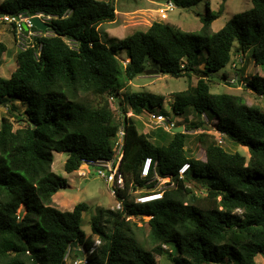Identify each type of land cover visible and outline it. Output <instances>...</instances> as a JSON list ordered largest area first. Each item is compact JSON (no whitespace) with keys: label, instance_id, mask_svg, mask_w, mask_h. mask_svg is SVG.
Instances as JSON below:
<instances>
[{"label":"trees","instance_id":"16d2710c","mask_svg":"<svg viewBox=\"0 0 264 264\" xmlns=\"http://www.w3.org/2000/svg\"><path fill=\"white\" fill-rule=\"evenodd\" d=\"M173 1L188 9L201 0ZM252 3L217 31L212 24L224 3L218 12L208 8L199 31L154 21L147 30L109 43L102 39L99 25L115 20V0L0 3L2 12L50 15L54 32L39 38V59L36 48L19 50L11 77L0 76V106H8L0 123V264H68L69 249L75 254L79 245L90 250L94 235L102 244L87 254L88 264H257V256L264 253V110L249 105L242 94L213 93L207 77L248 52L264 71V0ZM7 49L0 41V64ZM204 49L207 54L201 56ZM122 51L128 62L120 57ZM150 67L174 77L191 72L198 76L196 86L174 93L172 104L176 116L190 108L198 121L162 143L140 131L128 115L162 109L164 95L131 87ZM248 86L264 96V73L252 75ZM82 94L97 102L82 100ZM112 99L119 101L122 122L116 120ZM17 100L26 104L22 114L16 113ZM203 113L216 118L210 123L233 143L248 147L249 159L218 145L207 131L197 133L206 160L190 154L189 130L210 129ZM121 127H126L121 169L127 184L156 186L157 180L147 184L140 177L141 165L150 156L166 184L175 181L176 186L162 199L144 204L122 193L125 211L101 207L87 235L82 229L86 202L72 210L54 204V195L69 184L52 168L54 152L68 153L65 170L73 173L85 158L113 157ZM187 162L185 178L178 179ZM127 215L151 216V249L138 242L137 224Z\"/></svg>","mask_w":264,"mask_h":264},{"label":"rangeland","instance_id":"374dc122","mask_svg":"<svg viewBox=\"0 0 264 264\" xmlns=\"http://www.w3.org/2000/svg\"><path fill=\"white\" fill-rule=\"evenodd\" d=\"M1 1L2 0H0V2ZM164 2L165 0H115L117 8L115 20L104 22L99 25L102 39L109 43L117 40V38H123L136 30H147L154 21L171 22L187 31H199L203 26V17L206 16L209 11L208 8L213 12H218L224 3V11L212 24V30L217 31L222 28L226 22L234 16V14L250 9L253 6L252 0H201L188 9L179 8L177 6L169 13L168 18L164 19L160 16L158 11L160 4H163ZM48 32L51 35L54 34L50 28ZM0 41L5 42L8 46L7 52L4 54L3 60L0 64V76L10 78L18 65L16 55L19 51L11 27L6 25L0 27ZM122 52L123 53L120 57L124 62H128L129 58L126 55V51ZM206 54L207 52L204 49L201 56H206ZM237 61L242 63L239 72L236 69L235 62ZM202 68L201 71L203 72L205 68L204 66ZM255 73L263 74L264 71L259 65L255 64L252 54L248 52L247 54L242 55L240 59L239 57H234V60L231 63L219 71H209L207 77L213 93L242 94L249 105H256L264 110V96H260L251 91L250 87L247 85L248 80ZM197 80L198 76L195 72L180 77L158 73L150 75L149 77L135 79L131 83V87L134 90H149L164 95L167 100L164 102L162 108L170 112L165 114L169 117L171 116L177 121H179L180 117L182 118L180 119L181 124L187 125L189 123L197 122L198 117H196L190 108L185 114L176 116L172 111L173 97L174 93L177 91L196 86ZM125 91L122 92L123 95ZM81 99L89 100L93 104L97 102V98L92 95L88 96L82 94ZM14 103L18 107L16 113H24L26 104L18 100L14 101ZM112 106L115 109L116 120L122 122L123 111L119 107L118 99H112ZM3 107L2 116L8 113V106ZM147 111L157 114L162 112L159 107H154L153 109L149 108ZM133 117L140 131L146 132L155 142L162 143L169 141L173 137V133H175L166 130L162 125L151 123L149 118L142 114L134 115ZM207 117L210 120L212 119L213 122H217V119L212 118L211 114H207ZM19 125L20 124L16 123V127ZM195 130L196 129H191L189 131L193 132ZM197 133L193 132L188 136L187 147L189 148L190 154H193L199 159L205 160L206 153L197 140ZM224 147L231 152L238 151L244 154L248 159L250 157L249 151L247 152L244 150L243 145L235 144L230 139L227 140ZM67 156V152H55L52 168L57 174L66 177L69 184L66 188L60 189L54 195V204L61 210H72L76 203L81 201L86 202L89 205V208L83 214L82 229L87 235H91L92 218L99 215L101 207L110 208L114 204L115 199L110 193V188L107 182L95 173L94 167L90 168L91 174H89V178L79 176L76 171L68 173L65 170ZM149 219L150 216L132 220V222L137 224L136 227H134L138 228L136 229L135 234L138 242L144 245L147 249H151L148 237L150 232V226L148 223ZM97 237V235H94V238ZM81 256L82 253L80 251H77V254H75L73 250L69 260L72 261ZM157 257L161 263L165 261L164 256ZM256 261L257 264H264V253L258 255Z\"/></svg>","mask_w":264,"mask_h":264},{"label":"built area","instance_id":"2783aa9c","mask_svg":"<svg viewBox=\"0 0 264 264\" xmlns=\"http://www.w3.org/2000/svg\"><path fill=\"white\" fill-rule=\"evenodd\" d=\"M176 7L177 5L175 4L174 1L168 0L159 7L158 11L160 16L166 19L168 18L169 13L173 11ZM36 15L39 16L46 23H49V20L51 19L50 15H45L44 13H38L34 15L20 13L15 15L9 12L0 11V27L3 25L11 27L19 50L36 48L37 50L35 52V56L37 59H39L43 49V42L39 41V38L44 36H49L51 34L48 32L49 29L43 30L35 25L33 21V17ZM250 89L252 91L251 87ZM3 108H4L3 106H0V121L2 119ZM165 113H170V112L166 110H162V112L157 114V113H150L149 111L145 110L142 113V115L147 116L151 123L164 126L168 131L174 132L175 129L179 128L180 126H183L185 131L184 124L180 125V123L176 119H173L171 116L169 117ZM130 114L133 115V112L130 113L128 112L129 116ZM202 118L205 119V121L208 123L210 129L203 130L202 128H199L193 132L197 133L201 131H207L208 133L214 135L218 145L224 147L228 140L227 134L220 131L216 126L210 123L206 113L202 114ZM189 132L193 133L192 131ZM124 150H125V130L124 127H121L115 142V155L113 157L99 158L96 160L85 158L83 159V163L80 166V168L76 170L79 176H82L83 178H89L90 177L89 174H91L90 168L91 167L95 168V173L107 182L110 188V193L115 199L114 204L110 207L111 209L115 211H125V205H124L125 198L120 196L124 192H127V194L130 195L131 201H134L135 203L144 204L162 199L167 189L176 186L175 181H172L170 184H166L167 179L165 177H162L158 173L157 162L154 161L153 158L150 156L146 157L141 165L140 177L143 180H148L147 184L153 180H157L156 186L152 189H149L139 186L134 181H131L128 185L125 175L121 169V163L125 152ZM189 168H190V163L189 162L185 163L179 169L178 179H184ZM151 176L152 178L150 179ZM143 217H148V216L127 215L126 219L128 221L129 220L131 221ZM101 244H102L101 238L98 236L97 238H95L94 244L90 248V250H86L82 245H79V247L76 250L80 251L82 253V256L72 261L69 260L71 256V249H69L66 256V260L68 264H88L87 254L93 253Z\"/></svg>","mask_w":264,"mask_h":264},{"label":"water","instance_id":"95a60500","mask_svg":"<svg viewBox=\"0 0 264 264\" xmlns=\"http://www.w3.org/2000/svg\"><path fill=\"white\" fill-rule=\"evenodd\" d=\"M33 21L35 23V25L40 28V29H43V30H46V29H49L51 28V24L50 23H46L44 22L39 16H34L33 17ZM160 73L159 69H148L146 71V74L147 75H154V74H158ZM124 130H126V127H124ZM184 130V127L183 126H180L179 128L175 129V133L177 132H182Z\"/></svg>","mask_w":264,"mask_h":264},{"label":"crops","instance_id":"0c3cea01","mask_svg":"<svg viewBox=\"0 0 264 264\" xmlns=\"http://www.w3.org/2000/svg\"><path fill=\"white\" fill-rule=\"evenodd\" d=\"M240 56L242 57V55H237L236 57H239V59H240V58H241ZM235 63H236V65L238 66V68H240V67L242 66V63H241V62H238V61H237V62H235ZM203 66H204V64L201 65V68H202ZM202 69H203V68H202ZM149 76H150V75L143 74V75H141V76H138L137 79H138V78H145V77H149ZM166 100H167V98L165 99V101H166ZM173 101H174V97H173ZM160 110L162 111V110H164V109L162 108V109H160ZM131 112H132V111H131ZM130 116H134V113H133V115L130 114ZM180 119H182V118L179 117V121H178V122L180 123V125H182ZM193 148H194V147H193ZM204 150H205V149H204ZM244 150H246L247 152L249 151L248 147H246V146H244ZM192 153H193V152H192ZM205 153H206V151H205ZM249 153H250V152H249ZM54 157H55V152H54ZM205 160H206V157H205ZM259 255H260V254H259Z\"/></svg>","mask_w":264,"mask_h":264},{"label":"clouds","instance_id":"9594fccd","mask_svg":"<svg viewBox=\"0 0 264 264\" xmlns=\"http://www.w3.org/2000/svg\"><path fill=\"white\" fill-rule=\"evenodd\" d=\"M172 1H173V0H172ZM165 2H167V1H165ZM165 2H164V3H165ZM161 5H162V4H160V6H161ZM128 61H129V60H128ZM183 131H184V130H183ZM183 131H182V132H183Z\"/></svg>","mask_w":264,"mask_h":264},{"label":"bare ground","instance_id":"6f19581e","mask_svg":"<svg viewBox=\"0 0 264 264\" xmlns=\"http://www.w3.org/2000/svg\"><path fill=\"white\" fill-rule=\"evenodd\" d=\"M37 16V15H36Z\"/></svg>","mask_w":264,"mask_h":264}]
</instances>
